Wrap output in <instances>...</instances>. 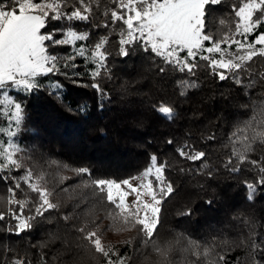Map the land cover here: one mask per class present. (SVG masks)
<instances>
[{
	"label": "snow or ice",
	"instance_id": "obj_1",
	"mask_svg": "<svg viewBox=\"0 0 264 264\" xmlns=\"http://www.w3.org/2000/svg\"><path fill=\"white\" fill-rule=\"evenodd\" d=\"M223 4L224 0H0V105H5L0 113L15 122L14 128L0 126V132L8 127L6 135L10 138L7 142L0 138V145L6 144L0 150V184L6 186L0 196L6 195L9 205L0 211V222H4L7 231L20 234L30 231L37 220L48 219L46 214L61 208L55 198L72 187L67 182L78 180L79 188L91 191L72 187L77 193L71 205L74 211L61 219L79 222L76 231L91 254L99 256L103 264H132L130 257L104 242V234L134 229L137 244L143 240L145 246L151 245L160 257L159 264H168L170 245L154 241L159 235L162 203L175 191L165 175L173 165L152 154L138 175L117 180L94 177L86 167H70L49 158L45 161V174L36 175L31 167H25L30 151L19 139L27 119L24 98L40 92L63 101L61 93L67 82L94 89L97 106L103 110L104 103L110 100L106 87L113 80L111 57L127 58L137 51L151 57L152 66L161 76L178 74L173 88L182 98L200 86L202 79L197 73L221 82L231 81L247 91L255 90L257 85L264 88V66L255 64L257 58L264 59V0H242L240 5H229L238 22L231 34L217 35L211 7ZM50 20L56 21L57 27H50ZM60 21L72 23L64 26ZM217 23L223 25L225 20ZM80 24L85 25L84 30H79ZM120 87L122 96L130 94L129 82ZM10 89L20 90L23 95L13 96ZM147 98L154 110L172 115L174 104L163 98ZM73 111L83 114L86 107L77 104ZM233 139L236 144L241 143L236 133ZM257 141L264 142V132L244 136V150L233 144L226 158L215 165L208 162V153L185 141L176 148L177 155L199 162L200 166L180 171L199 172L208 178H214L220 168L233 177L246 172L250 178L238 183L251 193L248 202L252 203L264 189V146ZM254 144L260 147L259 154ZM64 171H71L74 176L63 175ZM129 197L134 199L130 201ZM93 198L114 212L103 217L90 216L88 209ZM105 218L109 219L108 225H103ZM249 241L250 264H264V240L257 242L250 233ZM132 242L125 240V247ZM210 248L211 244L191 245L188 251L192 264H204ZM13 264L28 261L18 259Z\"/></svg>",
	"mask_w": 264,
	"mask_h": 264
},
{
	"label": "trees",
	"instance_id": "obj_2",
	"mask_svg": "<svg viewBox=\"0 0 264 264\" xmlns=\"http://www.w3.org/2000/svg\"><path fill=\"white\" fill-rule=\"evenodd\" d=\"M240 4L242 0H224L223 5L211 7L217 35L232 33L238 18L232 16L233 9L229 5ZM219 19H224L225 23L218 24ZM60 23L68 26L72 22ZM49 24L57 27L54 20ZM84 28V24L79 25V30ZM110 63L113 80L107 83L110 100L104 103L103 110L97 106L94 89L67 82L61 93L63 101L40 92L24 98L27 119L19 139L30 151L25 157V167H31L36 175H43L45 161L51 158L70 167H86L94 177L119 180L138 175L148 165L149 156L155 154L173 165L165 175L173 182L175 191L162 203L159 235L154 241L170 245L168 264H192L188 249L193 244H211L204 264H220L221 258L223 264H250L249 234L253 233L257 242L264 240V189L249 203L251 193L238 183L250 178L246 172L233 177L220 168L214 178H208L199 172L180 171L200 165L179 157L176 148L187 141L197 150L208 153V162L214 165L226 158L233 144L243 151L244 136L264 132V88L257 85L255 90L247 91L231 81L221 82L197 73L202 79L200 86L182 98L173 88L178 74L161 76L152 66L151 57L142 52H134L127 58L113 55ZM255 64L264 66V59L257 58ZM124 82L131 86L127 96L121 95L120 86ZM161 88L164 91H160ZM11 92L14 96L23 95L20 90L11 89ZM148 96L174 104L172 115L154 110ZM77 104L85 105V113L73 111ZM9 123L0 113V126H10ZM10 124L15 127L14 122ZM7 130L6 126L5 131L0 132L5 142L10 139ZM233 133L237 134L240 144H236ZM257 144L264 146L261 141ZM4 146L6 144L0 145V150ZM259 152L260 147H257L256 154ZM62 174L74 176L71 171ZM67 183L78 191H91L79 188L78 180ZM5 187L0 184V192ZM72 187L55 198L61 208L46 214L48 219L37 220L30 231L16 234L7 231L4 222H0V264H13L18 259L28 264H103L99 256L89 252L77 233L79 222L61 219L74 211L71 205L77 193ZM8 207L7 196H0V211ZM107 212L114 209L93 198L89 215L103 217ZM108 224L109 219L105 218L103 225ZM137 238L134 229L110 230L104 234V242L130 257L132 264H159L160 257L151 245L145 246L143 240L138 245ZM125 240L133 242L125 247Z\"/></svg>",
	"mask_w": 264,
	"mask_h": 264
},
{
	"label": "rangeland",
	"instance_id": "obj_3",
	"mask_svg": "<svg viewBox=\"0 0 264 264\" xmlns=\"http://www.w3.org/2000/svg\"><path fill=\"white\" fill-rule=\"evenodd\" d=\"M10 92H11V89H10ZM11 94H12V92H11ZM13 95V94H12ZM14 96V95H13ZM5 107V105H0V108H4ZM9 112H11V110H9ZM14 121H10V123H13ZM9 123V125L11 126V124ZM14 124H15V122H14ZM13 124V125H14ZM12 125V126H13ZM133 183L135 184V183H138V181H133ZM134 199V197H129V200L131 201V200H133ZM124 233V232H123Z\"/></svg>",
	"mask_w": 264,
	"mask_h": 264
}]
</instances>
